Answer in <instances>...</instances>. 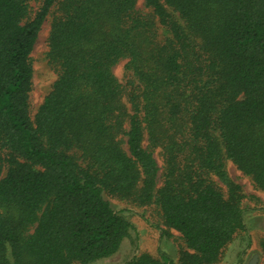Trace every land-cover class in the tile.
<instances>
[{"label": "trees", "instance_id": "obj_1", "mask_svg": "<svg viewBox=\"0 0 264 264\" xmlns=\"http://www.w3.org/2000/svg\"><path fill=\"white\" fill-rule=\"evenodd\" d=\"M38 2L0 0V264L112 256L133 228L104 195L155 205L179 264L217 263L245 229L226 162L264 191V0H143L149 15L137 0ZM54 8L57 77L31 117L30 55ZM159 257L121 264H173Z\"/></svg>", "mask_w": 264, "mask_h": 264}, {"label": "rangeland", "instance_id": "obj_2", "mask_svg": "<svg viewBox=\"0 0 264 264\" xmlns=\"http://www.w3.org/2000/svg\"><path fill=\"white\" fill-rule=\"evenodd\" d=\"M38 5V0H30L31 13L36 11ZM54 10L55 8L51 10L42 24L30 55L32 60V88L29 96L31 117L45 95L51 90L57 77L56 72L48 65L46 59L48 50L46 39ZM135 11L141 15L151 14V10L145 7L143 0H137ZM157 27L158 35H160L162 31L158 24ZM125 64L126 60H120L111 69L123 87L131 78V75L125 70ZM123 101L129 110L126 99L124 98ZM122 139L126 140L125 137ZM122 147L126 151L125 143ZM153 157L161 169L163 164L159 150L153 152ZM226 170L229 177L241 187L244 194L241 207L245 229L234 235L215 264H250L253 257H255L254 264H261L260 242L264 240V191L256 189L250 178L238 171L230 161L226 162ZM158 174L161 175V173ZM160 182V176H158L157 185ZM104 198L114 211L130 222L133 229L130 231L129 237L122 241L115 254L92 264H121L141 253H147L158 259L160 258L159 252L166 254L173 264H179L178 255L184 248V244L179 233L163 226L159 209L155 205L138 207L108 195H104Z\"/></svg>", "mask_w": 264, "mask_h": 264}, {"label": "water", "instance_id": "obj_3", "mask_svg": "<svg viewBox=\"0 0 264 264\" xmlns=\"http://www.w3.org/2000/svg\"><path fill=\"white\" fill-rule=\"evenodd\" d=\"M254 261H255V257H253V259H252L250 264H254Z\"/></svg>", "mask_w": 264, "mask_h": 264}]
</instances>
